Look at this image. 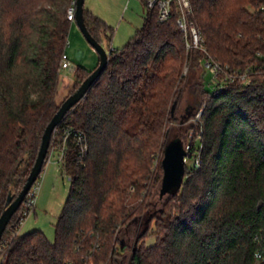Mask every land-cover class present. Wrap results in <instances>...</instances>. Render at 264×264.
Returning a JSON list of instances; mask_svg holds the SVG:
<instances>
[{"label": "trees", "instance_id": "1", "mask_svg": "<svg viewBox=\"0 0 264 264\" xmlns=\"http://www.w3.org/2000/svg\"><path fill=\"white\" fill-rule=\"evenodd\" d=\"M73 1L0 0V214L23 187L47 123L98 65L77 64L57 100ZM190 2L206 51L187 48L177 11L159 20L155 8L111 47L114 28L84 6L110 52L56 126L43 165L59 144L70 187L55 237L19 232L22 203L3 232L0 264H264V0ZM206 55L222 66L212 89L197 75ZM186 129L200 165L185 164L181 186L156 207L165 146Z\"/></svg>", "mask_w": 264, "mask_h": 264}, {"label": "rangeland", "instance_id": "2", "mask_svg": "<svg viewBox=\"0 0 264 264\" xmlns=\"http://www.w3.org/2000/svg\"><path fill=\"white\" fill-rule=\"evenodd\" d=\"M90 6L95 14L114 28L113 38L110 42L111 47H121L135 34L137 28L142 25L147 10V6L143 0H85V7L89 8ZM104 47L109 48L108 42L104 41ZM66 49L71 54L75 65L82 64L87 68H94L98 63V52L89 43L76 22H74L73 27L70 29ZM92 54H95L96 58L93 64L90 58ZM75 69L62 68L61 73L73 78L74 81L68 89L63 90L60 102L70 93L75 83ZM189 71L190 67L186 65L184 74L187 75ZM200 74L202 75L201 78L205 76L206 86L212 89L213 86L210 84L211 72L209 69L202 65V68L197 72V75ZM184 97H180L177 104L176 115L178 119L182 117L185 111L186 101ZM196 138L192 129L184 130L183 142L185 148L187 144H191ZM60 156V145L56 144L51 148L48 161L37 179L35 204L30 213L26 217H22L20 221V233L40 229L49 239H54L57 217L62 210L70 187L69 176L63 170L59 161ZM160 157L157 159L158 161ZM191 162L192 159L189 158L187 165H190ZM161 198L159 192L152 197L153 202H156V207L161 205ZM154 231L155 229L153 228L149 232V236L146 239L148 244H152L155 240L153 236Z\"/></svg>", "mask_w": 264, "mask_h": 264}, {"label": "water", "instance_id": "3", "mask_svg": "<svg viewBox=\"0 0 264 264\" xmlns=\"http://www.w3.org/2000/svg\"><path fill=\"white\" fill-rule=\"evenodd\" d=\"M75 5V22L77 23L89 43L98 52V65L81 82L76 90L69 94L62 101L58 110L54 113V115L47 123L42 134L41 144L34 164L31 167V170L23 187L16 196L11 193L8 195L5 208L0 214V241L2 239L3 232L6 229L13 214L21 206L31 186L34 184V182H36L43 170V165L48 155L51 139L56 126L61 122L66 112L87 94L90 86L101 75L108 63L110 51L107 50L104 45L100 41H98V39H96L95 36H93L85 22V0H75ZM186 156L187 150L181 138L174 137L168 141L164 149V157L162 160L164 174L159 190L161 197L167 195L168 193L175 192L181 186L185 172Z\"/></svg>", "mask_w": 264, "mask_h": 264}, {"label": "built area", "instance_id": "4", "mask_svg": "<svg viewBox=\"0 0 264 264\" xmlns=\"http://www.w3.org/2000/svg\"><path fill=\"white\" fill-rule=\"evenodd\" d=\"M143 2L146 4L147 8L156 9L159 20H166L172 15V12L174 10L177 11L178 13L177 23L184 35L187 48L188 49L200 48L206 51V48L203 44V37L201 31L198 29L196 24L190 18V14L192 11L190 0H143ZM75 13H76V5L74 0L67 10L68 19L71 21H75ZM203 65L207 69H209V71L212 73L214 81L219 82L218 75L220 70L222 69L220 63L215 61L210 55H206V57L203 59ZM61 67L63 69L70 68L72 70L76 68V65L70 60L67 52L64 53L62 56ZM242 78H244V75H242ZM194 144L195 145L197 144L196 139L194 141ZM190 147L191 144H187L186 146L187 156L185 158V164L187 165V160L191 158L192 162L190 165L187 166L190 168L191 167L197 168L200 165V156L198 151H196L197 154H195L192 157V154L190 153ZM62 156H63V151L61 150L60 159L62 158ZM36 182H34V184L31 186L30 190L28 191L23 201L24 217H26L30 213L31 209L35 204V194L37 189Z\"/></svg>", "mask_w": 264, "mask_h": 264}, {"label": "crops", "instance_id": "5", "mask_svg": "<svg viewBox=\"0 0 264 264\" xmlns=\"http://www.w3.org/2000/svg\"><path fill=\"white\" fill-rule=\"evenodd\" d=\"M91 10H92V7L90 6L89 7ZM93 11V10H92ZM74 22L75 21H73L72 22V26H71V28L73 27V24H74ZM67 52V54H68V56H69V58H70V60L73 62V59L71 58V54L70 53H68V51H66ZM91 63L93 64V63H95V60H96V58H95V54L93 55H91ZM99 61V60H98ZM73 72V71H72ZM62 74V73H61ZM73 81H74V79L73 78H71V77H69V76H66L64 73L61 75V80H60V83H59V94H58V96H57V100L59 101L60 100V97H61V94H62V92H63V90L65 91L66 89H68L70 86H71V84L73 83ZM61 82H63V83H61Z\"/></svg>", "mask_w": 264, "mask_h": 264}]
</instances>
